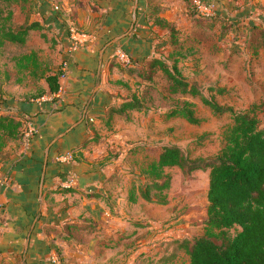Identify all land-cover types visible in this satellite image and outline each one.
Listing matches in <instances>:
<instances>
[{"label":"crops","instance_id":"0c3cea01","mask_svg":"<svg viewBox=\"0 0 264 264\" xmlns=\"http://www.w3.org/2000/svg\"><path fill=\"white\" fill-rule=\"evenodd\" d=\"M168 1L50 0L57 23H43L59 43V88L49 91L42 77L45 92L16 105L34 131L0 167V264H54L55 253L62 264L157 261L177 238L167 237L166 204L143 195L153 160L144 150L146 107L108 113L128 96L113 58L125 49L143 60L167 43L154 19H177ZM68 20L83 33L72 50Z\"/></svg>","mask_w":264,"mask_h":264},{"label":"rangeland","instance_id":"374dc122","mask_svg":"<svg viewBox=\"0 0 264 264\" xmlns=\"http://www.w3.org/2000/svg\"><path fill=\"white\" fill-rule=\"evenodd\" d=\"M166 7H176L173 10L177 19L173 23L178 28V44L173 47L178 52L172 56L183 78L195 83L205 96L235 111L246 110L252 103L264 100V41L259 34V27L264 28V0H206L202 6L195 0L178 3L170 0ZM50 9V0H0V111L17 116L18 102L33 98L41 86V79L34 77L33 71L41 75L50 71L60 73L59 43L50 29L41 24L27 34L18 31L37 18L45 23ZM171 48L163 41L155 45L144 59L139 76L127 74L125 79L120 76L118 83L126 84L128 96L134 90L143 100L148 114L144 130L149 145L175 144L191 159L212 158L222 145V134L231 123V114L213 112L197 95L170 92L169 81L159 69L153 70L151 78L143 76L150 71L147 62L152 55L167 58L171 65L174 58L167 56ZM130 58L134 63L135 59ZM113 63L119 68L127 67L116 57ZM184 101L190 102L197 122L182 115H167L172 107ZM257 116L264 125V109L259 108ZM26 120L24 116L20 118L18 131L25 132ZM22 138H6L0 151V167L14 157ZM145 165L149 178L146 193H152L170 211L165 224L166 229L172 230L167 237L190 239L203 234L208 229L203 220L207 171L195 170L184 175L177 166L160 167L150 162ZM238 229L233 226L227 230L232 235ZM176 239L170 240L173 245L166 246L161 259L145 257L131 264H190L184 248L176 247Z\"/></svg>","mask_w":264,"mask_h":264},{"label":"trees","instance_id":"16d2710c","mask_svg":"<svg viewBox=\"0 0 264 264\" xmlns=\"http://www.w3.org/2000/svg\"><path fill=\"white\" fill-rule=\"evenodd\" d=\"M49 13L47 21L56 24V11L50 9ZM154 21L167 30V44L173 48L167 56H172L178 52L173 47L178 44V28L164 17L157 16ZM41 24L44 26L38 19H34L19 27L18 31L27 34L31 28L42 26ZM65 27L68 32L67 25ZM259 34L264 41L263 27H259ZM123 51L127 52L125 49ZM144 59L135 60L134 63L130 61L126 68H121L128 75L139 76ZM166 59L153 55L149 57L147 67L150 71L143 76L151 78L153 70L159 69L169 81L170 92L197 95L213 112H229L232 119L223 131L222 145L218 153L212 158L191 159L175 144L144 147V150L153 156L151 163L160 167L177 166L184 175H189L195 170L207 171V201L204 204L203 220L208 229L190 239H177L176 244L184 248L190 264H264V125L257 116V110L264 109V100L252 103L243 111H235L231 106L220 105L205 96L195 83L188 82L178 73L175 58L171 65ZM60 73L49 72L41 75L33 71V76L37 79L43 77L49 91H56L59 88ZM44 92L45 89L40 86L39 90L33 93V98ZM132 92L119 105H109V115L112 112L121 114L127 110H140L146 107L136 92L134 90ZM167 115H182L190 122L198 121L189 101L175 105ZM19 123L20 117L0 111V151L7 137L14 139L24 137V133L17 129ZM143 195L147 199L150 198L147 193ZM233 226H238L239 229L231 235L227 229Z\"/></svg>","mask_w":264,"mask_h":264},{"label":"built area","instance_id":"2783aa9c","mask_svg":"<svg viewBox=\"0 0 264 264\" xmlns=\"http://www.w3.org/2000/svg\"><path fill=\"white\" fill-rule=\"evenodd\" d=\"M197 3V2H196ZM199 4V3H198ZM207 12H209V9L207 8ZM67 28H68V33H69V49H76L78 44H79V37L83 34L81 33L77 27L74 25V23L70 20H68L67 23ZM119 59L124 63V64H129L131 61L130 56L125 53L124 51L119 52ZM34 131L33 124L28 122L27 123V129L24 132V137L27 139L28 136H30ZM71 158V157H69ZM6 177L0 178V186H2L3 182L6 181ZM75 179L71 178L69 182H73ZM54 264H62L60 263L58 255L55 253L51 256L50 259Z\"/></svg>","mask_w":264,"mask_h":264},{"label":"water","instance_id":"95a60500","mask_svg":"<svg viewBox=\"0 0 264 264\" xmlns=\"http://www.w3.org/2000/svg\"><path fill=\"white\" fill-rule=\"evenodd\" d=\"M85 112H86V107L83 109V112H82L83 117H84V115H85ZM78 121H79V120H78ZM78 121H77V122H78ZM56 138H57V137H56ZM45 160H46V155H45ZM41 183H42V179H41V181H40L39 190L41 189ZM40 210H41V207L39 206L38 213L36 214L33 223H34L35 220L37 219V217H38V215H39V213H40ZM33 223H32V225H31V228H32V226H33ZM28 240H29V236H27V239H26V245H27Z\"/></svg>","mask_w":264,"mask_h":264}]
</instances>
